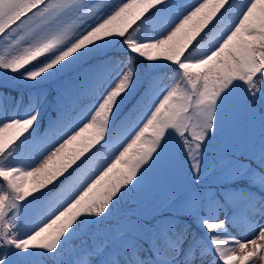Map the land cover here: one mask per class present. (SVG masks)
<instances>
[{
  "label": "snow or ice",
  "instance_id": "1",
  "mask_svg": "<svg viewBox=\"0 0 264 264\" xmlns=\"http://www.w3.org/2000/svg\"><path fill=\"white\" fill-rule=\"evenodd\" d=\"M230 106L259 139L210 157ZM0 113V264H264V0H0ZM171 140L182 178L109 224Z\"/></svg>",
  "mask_w": 264,
  "mask_h": 264
},
{
  "label": "rangeland",
  "instance_id": "2",
  "mask_svg": "<svg viewBox=\"0 0 264 264\" xmlns=\"http://www.w3.org/2000/svg\"><path fill=\"white\" fill-rule=\"evenodd\" d=\"M114 1L117 0H108L109 3ZM174 2L182 4L186 2V0H174ZM87 103H91V101H88ZM259 131L260 129L258 124L254 126L250 125L245 121L244 116L240 111L235 110L230 106L229 115L225 121V124L216 132V141H214V139L211 141L209 149H211L214 144H217L222 145L224 148L215 150L236 151V149L239 147L240 150L243 151L244 142L258 138L257 134ZM209 149L208 153H210ZM179 152L180 146L178 142L171 140L169 142L167 151L163 156V159L146 174L143 187L137 189L138 194H136L135 197L130 198V203H128L127 199H125V208L132 205L136 208L134 211H139L142 205L137 204V200L142 201L145 199V197H150V199L157 200L158 196L165 194L166 187L178 182L182 178L185 171V166L184 161L180 159ZM211 155L214 156L213 154ZM141 194L142 196L139 197ZM148 201L151 200H147V202ZM144 203H146V201ZM32 211L26 214V218H28ZM125 214H128V211L123 212L124 216ZM243 230V221L241 220V226L234 227L231 231L233 235H238L241 234Z\"/></svg>",
  "mask_w": 264,
  "mask_h": 264
},
{
  "label": "trees",
  "instance_id": "3",
  "mask_svg": "<svg viewBox=\"0 0 264 264\" xmlns=\"http://www.w3.org/2000/svg\"><path fill=\"white\" fill-rule=\"evenodd\" d=\"M117 1H114L112 2L113 4L117 3ZM196 2V0H186V2L184 3H178V4H181V5H189V4H194ZM71 75L72 73H66V74H63L62 76L58 77L56 80L54 81H51L47 84H45L43 87H44V90L45 92H50V93H54L56 88L59 86V84L62 82V81H66L68 79L71 78ZM149 75V73L147 72V70H145L144 74H143V77H147ZM168 83V80L165 79L163 81V84H161V87L164 86V84H167ZM138 90L139 91H142L143 90V84L139 85L138 87ZM20 92H22L24 98H25V101L27 102V99L29 97V91L28 90H23V89H20L19 90ZM12 94L13 95H17V90H12ZM33 95H36V92L35 90H33ZM49 99H51V97H49ZM91 99H86L84 101V103L90 101ZM48 107V103H47V100H45L43 102V106L41 107V112L43 114V119L46 120L47 118V112H46V109ZM3 113H0V117H2ZM42 123H43V120H42ZM258 135V138H256L255 140H258L259 139V135H260V131L259 133L257 134ZM214 141H216V137L214 138ZM219 148H224L222 145H217V144H214L213 147L211 148L212 151L216 152V153H221V152H226L227 150H215V149H219ZM232 152H236V151H232ZM209 155V154H208ZM219 155V154H217ZM236 155H240V152H236ZM179 156H180V159L182 161H184L183 159V156H182V153H181V149H180V152H179ZM210 157L212 155H209ZM138 194V191L135 190L134 192H131V193H127L124 197L121 198V200L119 201L118 205H117V208L114 210V215H113V218L109 221V224L111 225H114L116 224L117 221L119 220H122L125 216L123 215V212H127V211H130L131 213L134 212V210H136V208L134 206H130V207H126L124 206V201L127 197H135V195ZM165 194H161L160 196L157 197V200L155 199H150V197H145L144 200L140 201V200H137L138 203L137 204H141V209L143 208V206L147 203V200H151V201H158V200H161L163 199ZM142 194L139 196L141 197ZM135 201V202H137ZM146 201V203H144ZM39 215V210L38 209H34V211H32V213L28 216V218H26V220L24 221L25 225H28L32 222H34L35 218ZM84 239H87V237H82L81 239H77V240H74L72 244L68 245L67 248H66V257L65 258H72L71 257V251L73 248H78L81 243L83 242Z\"/></svg>",
  "mask_w": 264,
  "mask_h": 264
}]
</instances>
